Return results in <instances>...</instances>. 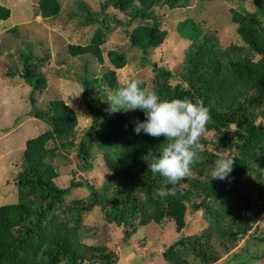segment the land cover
<instances>
[{"label": "trees", "instance_id": "1", "mask_svg": "<svg viewBox=\"0 0 264 264\" xmlns=\"http://www.w3.org/2000/svg\"><path fill=\"white\" fill-rule=\"evenodd\" d=\"M253 2V14L243 8L231 11L243 45L222 48L200 24L187 19L177 28L180 37L190 42L178 75L180 82L172 86L175 75L167 68H155L153 90L161 99L200 98L211 117L201 137V160L193 166L192 176L164 198L155 195L164 178L148 171L141 156L150 150L158 154L165 137L134 133V121L145 119L140 110L111 116L106 111L104 100L119 82L117 70L127 65L124 52H108L113 68L102 77L83 72L80 82L91 123L77 142L79 119L64 100L36 107L33 94L48 89L42 67L49 56L34 55L29 45V53L19 54L20 67L8 69L6 76H18L31 87L27 114L42 125L36 124L39 134L26 141L18 157V173L12 176L17 201L0 206V264H60L62 260L67 264H124L119 248L122 240L127 244L139 228L151 224L164 227L168 222L174 223L179 237L159 254L166 264H217L244 238L264 243V231L249 234L264 208V0ZM187 5L188 0H103L100 9L93 12L80 2L79 16L73 13V17L90 27L109 21L122 25L119 13L128 16V26L139 20L128 34V45L142 51L146 59L148 52L167 38L160 29L162 17ZM38 12L44 19H56L62 4L60 0H39ZM10 15V9L0 5V20L6 21ZM103 44L102 32L96 30L88 45H69L67 51L73 58L90 56L103 64ZM142 86L147 87L145 82ZM94 147L102 154L109 177L97 189L74 180L68 188L59 187L56 179L60 174L52 161L62 157V152L75 151L77 170L91 171ZM224 156L234 159L228 179H211L214 161ZM84 186L89 196L64 207L70 191ZM251 191L257 194V209L251 207ZM96 209L103 214L105 226L122 229V239L87 242L93 237L84 217ZM197 216L209 226L183 235ZM148 244L145 238L136 243L144 250L149 249ZM242 252L234 258L250 255L249 247L244 245ZM261 258L264 251L252 257ZM138 264H149V260Z\"/></svg>", "mask_w": 264, "mask_h": 264}, {"label": "rangeland", "instance_id": "2", "mask_svg": "<svg viewBox=\"0 0 264 264\" xmlns=\"http://www.w3.org/2000/svg\"><path fill=\"white\" fill-rule=\"evenodd\" d=\"M38 1L0 0V5L11 11L8 20H0V206L17 201L18 193L12 176L18 173V157L22 154L26 141L39 134L36 126L39 122L27 114L30 110L31 87L18 76H6L8 69L20 67L19 54L29 53L30 47H32L34 55L49 56L48 61L42 67L48 78V89L42 93L33 94L36 99V107L41 109L51 100H64L76 112L79 119L75 136L77 142L91 123L90 114L84 105L80 80L83 72L98 78L102 77L107 69H112L113 66L107 57L110 50L122 51L127 56V65L123 69L117 70L119 82L138 78L146 83L147 88L153 90L155 68H167L175 75V78L170 81V84L175 86L180 82L178 75L182 70L185 53L190 45V42L182 39L178 34L177 28L181 22L192 19L200 24L205 32L213 35L222 48H226L233 44L243 45L236 34V26L232 23L231 11H239L243 8L253 14L256 10L253 0H217L213 2L188 0L186 7L169 10L162 17L160 29L167 33V38L161 46L150 50L147 58L144 59L142 51L132 49L128 45V34L140 24L139 20L128 26V16L119 13L118 18L123 22L122 25L116 21L101 23L95 27L80 23L77 17L80 13L78 3H85L90 6L93 12H96L100 9L103 0H60L62 12L56 19L40 17L37 8ZM73 13L77 16L73 17ZM96 30H101L104 40L102 46L104 63L101 64L90 56L71 57L67 51L68 46L88 45ZM61 155L62 157L52 161L60 174V177L56 179V184L61 188H68L71 181L74 180L75 182H88L97 189L110 175L97 147H94L92 154L93 169L91 171L77 170L78 160L75 151L62 152ZM89 193L85 186L73 188L64 207L72 201L86 199ZM249 197L251 207L257 209L259 203L257 194L251 191ZM258 222L256 226L252 227L249 234L254 232L261 234L264 231V208L260 211ZM84 223L89 228L88 234L93 237V240L87 241L88 243L113 240L114 237L117 240L118 236L122 239V229L105 226L103 214L98 209L86 214ZM207 226L209 224L197 216L191 219L190 226H187L182 234L193 235ZM178 237L172 222H168L164 227L156 224L141 227L136 234L131 236L127 244L120 240L119 248L122 249V255L126 260L124 264H138L141 260L166 264L159 254ZM144 238L150 246L147 250L136 245ZM120 241L118 240V242ZM244 245L249 247L250 255L241 254L240 260L234 258V254L244 253L242 252ZM263 251L264 243L244 238L231 251L230 256H224L217 264H264V258L252 259L254 254Z\"/></svg>", "mask_w": 264, "mask_h": 264}, {"label": "clouds", "instance_id": "3", "mask_svg": "<svg viewBox=\"0 0 264 264\" xmlns=\"http://www.w3.org/2000/svg\"><path fill=\"white\" fill-rule=\"evenodd\" d=\"M143 83L138 78L118 82L104 102L108 104L106 111L110 116L134 110L144 113V120L134 121L135 134L143 132L152 138L165 137L158 154L150 150L141 156L148 171L164 178V183L155 190L156 196L164 198L172 194V188L192 176L193 166L201 160V137L211 117L202 99L188 96L161 99L157 92L143 87ZM233 164L234 159L227 156L217 158L210 172L211 179H228ZM60 264L67 262L62 260Z\"/></svg>", "mask_w": 264, "mask_h": 264}, {"label": "crops", "instance_id": "4", "mask_svg": "<svg viewBox=\"0 0 264 264\" xmlns=\"http://www.w3.org/2000/svg\"><path fill=\"white\" fill-rule=\"evenodd\" d=\"M161 257V256H160ZM159 258V257H158ZM124 260V259H123ZM149 264H156V261H154V262H150L149 261Z\"/></svg>", "mask_w": 264, "mask_h": 264}, {"label": "bare ground", "instance_id": "5", "mask_svg": "<svg viewBox=\"0 0 264 264\" xmlns=\"http://www.w3.org/2000/svg\"><path fill=\"white\" fill-rule=\"evenodd\" d=\"M74 187H76V186H74Z\"/></svg>", "mask_w": 264, "mask_h": 264}]
</instances>
